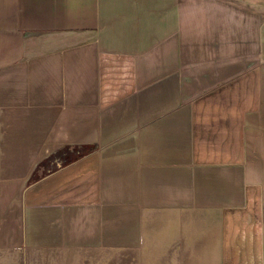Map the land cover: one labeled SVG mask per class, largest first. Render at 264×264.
Instances as JSON below:
<instances>
[{
  "label": "crops",
  "instance_id": "1",
  "mask_svg": "<svg viewBox=\"0 0 264 264\" xmlns=\"http://www.w3.org/2000/svg\"><path fill=\"white\" fill-rule=\"evenodd\" d=\"M0 264H264V0H0Z\"/></svg>",
  "mask_w": 264,
  "mask_h": 264
},
{
  "label": "trees",
  "instance_id": "2",
  "mask_svg": "<svg viewBox=\"0 0 264 264\" xmlns=\"http://www.w3.org/2000/svg\"><path fill=\"white\" fill-rule=\"evenodd\" d=\"M95 145H87L85 147H76L75 152L71 157H69L66 162H70L73 159H76L78 157H82V155L86 154L89 150L94 149Z\"/></svg>",
  "mask_w": 264,
  "mask_h": 264
}]
</instances>
